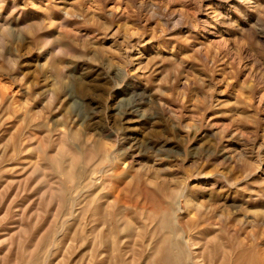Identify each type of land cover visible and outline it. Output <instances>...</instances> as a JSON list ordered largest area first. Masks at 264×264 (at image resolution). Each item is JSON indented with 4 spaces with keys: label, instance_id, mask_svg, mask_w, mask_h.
<instances>
[{
    "label": "rangeland",
    "instance_id": "1",
    "mask_svg": "<svg viewBox=\"0 0 264 264\" xmlns=\"http://www.w3.org/2000/svg\"><path fill=\"white\" fill-rule=\"evenodd\" d=\"M0 264H264V0H0Z\"/></svg>",
    "mask_w": 264,
    "mask_h": 264
}]
</instances>
